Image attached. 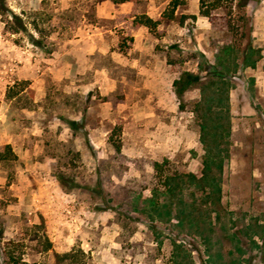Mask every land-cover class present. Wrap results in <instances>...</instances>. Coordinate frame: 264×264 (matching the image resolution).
Returning <instances> with one entry per match:
<instances>
[{"label":"rangeland","instance_id":"obj_1","mask_svg":"<svg viewBox=\"0 0 264 264\" xmlns=\"http://www.w3.org/2000/svg\"><path fill=\"white\" fill-rule=\"evenodd\" d=\"M169 2L2 0L0 264H264V0H184L161 18ZM220 63V202L187 186L199 214L179 224L153 163L199 176L204 150L200 91L180 102L173 82Z\"/></svg>","mask_w":264,"mask_h":264},{"label":"trees","instance_id":"obj_2","mask_svg":"<svg viewBox=\"0 0 264 264\" xmlns=\"http://www.w3.org/2000/svg\"><path fill=\"white\" fill-rule=\"evenodd\" d=\"M128 0H114L116 3H122ZM205 1L200 0V4L205 5ZM184 0H170L168 10L162 15L161 18L173 19L175 9L182 5ZM216 6V5H215ZM4 5L0 0V12H2ZM205 10V9H204ZM204 15L207 11H202ZM136 27L146 26L151 29L155 27L156 21H152L150 18L141 15L134 19ZM252 48L248 47L244 51L242 57V63L244 66H250L253 68L255 63L252 59ZM221 62V60L219 61ZM222 71L213 70L210 74L200 75L193 74L187 71L180 73L179 77L174 80L173 87L176 99L182 102V97L185 92L191 89H198L200 91V99L197 103L195 111L199 113V129H200V142L204 150V155L201 161L202 170L199 176L192 173H170L168 160L163 159L162 162H154L153 170L158 178L162 181V197L160 204L164 207H170V212L174 211L178 217L179 224H182V219L188 214H199V210L196 199L188 201L186 199L185 190L187 186H192L200 189L204 195L205 203H209L212 206L213 212H217L215 207L220 202V177H218L213 171H217L218 174L222 173L223 161L227 155V150L222 147V138L228 136L229 130L225 127L221 120L224 102L228 98L227 90L229 86L227 73L231 72L230 69L220 63ZM230 81V80H229ZM74 126V122L70 123ZM115 152H120V145L113 143ZM225 153V156L223 155ZM4 153H0V160L3 159ZM168 204V205H166ZM214 208V209H213ZM211 212V211H209ZM207 212V214L209 213ZM193 219L191 226L195 228L196 234H201V226L198 220ZM211 232V229L208 230ZM9 264H27L23 261H16L10 256Z\"/></svg>","mask_w":264,"mask_h":264}]
</instances>
